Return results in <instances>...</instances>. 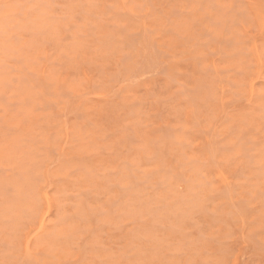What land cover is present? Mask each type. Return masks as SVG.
<instances>
[{
  "label": "rangeland",
  "instance_id": "374dc122",
  "mask_svg": "<svg viewBox=\"0 0 264 264\" xmlns=\"http://www.w3.org/2000/svg\"><path fill=\"white\" fill-rule=\"evenodd\" d=\"M125 1L28 5L59 21L32 32L44 64L70 56L41 80L47 114L20 126L69 130L82 158L58 145L36 163L25 217L0 220V264H264V0H136L176 24H138L152 16ZM29 13L8 15L42 23Z\"/></svg>",
  "mask_w": 264,
  "mask_h": 264
},
{
  "label": "bare ground",
  "instance_id": "6f19581e",
  "mask_svg": "<svg viewBox=\"0 0 264 264\" xmlns=\"http://www.w3.org/2000/svg\"><path fill=\"white\" fill-rule=\"evenodd\" d=\"M2 1L4 2V7L3 10L0 9V169L3 173H1L0 186L1 188L4 186L5 191L0 195V208L4 210L5 213L0 215V218H2L0 220L14 221L24 218L32 203V196L28 193V188L35 185L33 182V175L36 176L38 173L41 174L40 171H38L39 169L36 163H41V167L45 166L47 162L54 164L56 161L51 149H57L58 145L60 147L57 152L59 156L67 158L69 162H74V165H77L79 163L78 161L81 162L82 157L81 149L79 148L80 144L69 130H67L68 134L65 139L60 142L61 139L58 140L56 137L45 135L44 131H42L43 133L35 131L31 133L30 137L20 126L25 118L27 120V118L42 117L47 114L46 110H39L41 104H43L46 99L42 91L43 85L41 84V80H49L51 84L56 85L57 79L59 80L58 73H60V68H62L59 64H65L67 59L63 58L62 54H65L67 57L70 56V54H68V48L63 46L61 48L58 47L55 52H51L49 58H47L46 55L44 56L43 60H46V64H44L45 62L40 59L41 48L33 44L35 37L32 32H40V30L43 29L53 30L49 31L48 36L54 37L52 35H55L56 30H58L55 24L59 22L58 19L52 18L51 20L46 14L34 13L33 10L40 2H35L32 6H28L31 0ZM125 3L128 4V6H126L127 10L134 14L135 17L137 16L141 19L144 15L152 16L151 19H145L143 17V20L137 21L138 24L143 22L147 23V20H152L161 24H165L166 21H169V24H176L179 22L176 17H170L166 14L162 15L156 12L153 13L154 10L150 7H148L150 9L141 11V9L145 8L144 6L149 5L148 2L142 5L136 0H126ZM20 8H25L28 14H30L29 12H32V14L34 13L35 16L40 18L42 23H32L25 19L10 20L8 13L10 11L19 10ZM123 29H125L124 26ZM29 33H31V37L28 36ZM120 39L119 37V40ZM153 39L155 40L156 38ZM156 48L158 47H155L153 50L159 51V48L158 50H156ZM161 51L163 52V50ZM125 58H127V55ZM157 61L159 63V59ZM5 64L11 66L13 70L6 69ZM145 71L147 72V70ZM118 76L120 77V75ZM39 94L41 97L38 98ZM34 95L37 97L33 98ZM55 188L56 186L54 189ZM57 188L63 190V186L60 187V185H58ZM47 198L50 211L55 207H60L61 202L63 203L59 195L52 197L48 196ZM30 239L31 238H29V240ZM27 249L29 250V247ZM28 250H26L27 253ZM36 260L40 261L41 259L38 257Z\"/></svg>",
  "mask_w": 264,
  "mask_h": 264
}]
</instances>
